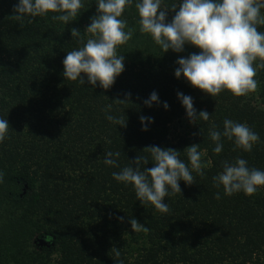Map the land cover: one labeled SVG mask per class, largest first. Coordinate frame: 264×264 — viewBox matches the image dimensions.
Instances as JSON below:
<instances>
[{
  "label": "trees",
  "instance_id": "16d2710c",
  "mask_svg": "<svg viewBox=\"0 0 264 264\" xmlns=\"http://www.w3.org/2000/svg\"><path fill=\"white\" fill-rule=\"evenodd\" d=\"M18 2L0 0V118L10 128L0 143V264H264V188L251 197H229L213 180L223 161L238 157L264 171V70L255 77L258 92L246 97L194 89L174 73L178 59L199 49L186 44L180 53H163L140 32L133 0L123 18L135 32L117 49L124 70L107 90L84 74L80 85L65 79L63 61L86 42L97 0H82L84 8L67 25L52 20L57 13L31 24L18 21ZM180 3L162 0L161 8ZM153 92L158 102L146 106ZM178 93L190 96L197 116L207 111L209 120L190 122ZM107 115H124L125 126ZM226 118L259 135L251 152L233 150L223 136L222 152L213 151L210 129L214 124L222 133ZM192 145H199L208 166L203 177L192 172V185L180 181V194L169 189L167 214L142 205L132 185L113 179L136 156L148 157L145 167H152L147 147L174 149L188 163L184 150ZM109 151L121 153L119 167L103 162ZM131 218L149 231L133 232Z\"/></svg>",
  "mask_w": 264,
  "mask_h": 264
},
{
  "label": "clouds",
  "instance_id": "9594fccd",
  "mask_svg": "<svg viewBox=\"0 0 264 264\" xmlns=\"http://www.w3.org/2000/svg\"><path fill=\"white\" fill-rule=\"evenodd\" d=\"M161 3L162 0H137L135 8L140 32L149 35L163 53L169 50L180 53L186 44L199 49L198 54L176 61L179 66L174 73L176 78L182 75L191 87L210 97L224 91L236 98L258 92L259 83L255 77L258 70H264V31L258 30L259 26H264V0H182L178 6L173 4L171 9H162ZM96 5L97 15L91 18L85 30L89 36L81 48L66 54L63 74L66 80L78 81L80 85L84 83L81 76L84 74L89 84L99 83L107 90L124 70V57L118 55L117 49L127 44L135 32L123 18L133 0H97ZM82 8V0H19L14 8V17L31 24L36 17L57 13L51 17L52 20L67 25L76 20ZM169 12L175 14L171 22H166ZM70 33L73 38H81L78 29L73 28ZM178 99H181L190 122L209 120L207 111H201L197 116L190 96L178 93ZM155 102H158V97L153 92L145 104L150 107ZM164 107L167 109V103ZM110 110L109 104L106 111ZM106 118L113 124L125 126L124 115H107ZM140 119L143 125L146 118L142 116ZM9 129L7 120L0 118V143L8 138ZM209 135L215 142L213 151L216 154L223 150L222 136L233 141V150L240 149L246 153L260 142L259 135L247 124L227 118L223 122L222 133L213 124ZM198 149L199 145H192L184 150L188 160L185 163L180 159V152L174 149L150 146L143 151L150 154L152 167H145L149 164L148 157L136 156L129 166L113 172L112 176L117 182L132 185L142 205L150 204L159 213L167 214L169 207L163 200L169 195V189L172 194H180V181L192 185V172L201 177L204 175L203 169L208 165L202 161L203 153ZM120 155L119 151H109L103 162L119 167ZM222 164L223 171L213 180L216 187L222 186L225 196L242 192L251 197L264 188V171L249 168L246 159L238 157L234 162L223 161ZM2 178L3 173H0V180ZM214 198H221L219 192ZM129 223L133 232L149 231L136 219H129ZM112 251L119 258L120 251Z\"/></svg>",
  "mask_w": 264,
  "mask_h": 264
}]
</instances>
